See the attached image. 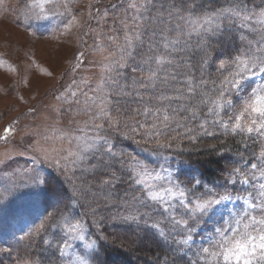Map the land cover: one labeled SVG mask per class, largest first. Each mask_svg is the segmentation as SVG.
Listing matches in <instances>:
<instances>
[{
    "label": "rangeland",
    "instance_id": "obj_1",
    "mask_svg": "<svg viewBox=\"0 0 264 264\" xmlns=\"http://www.w3.org/2000/svg\"><path fill=\"white\" fill-rule=\"evenodd\" d=\"M128 2L129 0H71L69 7L80 20L81 26L65 30L63 27L65 17L49 15L47 19H38L35 15L26 14L28 13L26 5L30 0H0V61L4 62V67L0 68V249H7L0 251V260H6L4 264H18L17 257L12 255L15 245L30 239L32 233L40 228L43 217L41 193L43 183L49 174H60L69 184L70 195L68 198H63L64 201L69 202V198L73 196V188L79 187L78 203L85 201L87 195L90 201L97 203L95 210L103 209L93 212L91 208H85L84 215L88 218L104 211H109L110 214L111 210L118 208L117 213L122 220L131 213L123 211L124 204L137 208L135 218L149 223L159 220L167 222L173 220V217L187 218L185 209L181 206L178 209L179 214L175 215L177 201L179 202L178 192L176 196L165 193L163 200H152L142 195L144 186L134 182L137 187L136 193L127 188V194L122 196L120 203L103 204L109 198L115 200L112 195H115L121 183L114 188L100 190L95 187L97 180L89 167L95 163L92 153L88 152L83 161L70 155L77 151L78 144L84 146L85 137L91 142L96 135H106V132L108 135L111 134L112 129L108 127L103 117L96 121L104 125L103 129H96L91 116L84 115V94L92 96L95 90L98 95L107 96L114 87L113 77L119 80L118 66L112 56L114 53L116 56L119 54L118 45L115 44L119 41L124 43V30L120 19L125 16ZM96 3L98 7L92 16L91 11L97 6ZM47 7L49 6L46 5ZM58 11L62 12L64 9L60 8ZM89 13L92 20L89 18ZM255 37L253 47L255 41L260 39V34ZM223 40V48H232L228 38ZM9 65L16 68V71H9ZM122 79L120 77V80ZM261 84H264V79L260 76H249L243 82L241 89L233 90L234 95L230 94V99L239 105L252 89ZM101 88L102 93L99 91ZM73 92L76 93L75 96L72 95ZM112 108L114 110V105ZM5 129L11 131L6 132ZM243 133L247 134L249 139L259 136L256 132ZM133 135L137 136V134ZM262 143L261 146L264 147V138ZM116 151L124 153L123 149ZM124 155L134 157L128 153ZM134 158L140 166L147 169L146 177L149 184L172 188L174 192L177 191L174 186L178 185L186 192L185 188L178 181L176 182L173 168L170 169L169 166L152 168L138 158ZM74 159L75 165L72 163ZM163 162H167L165 157ZM250 170L255 173L254 179L258 178L264 183V178L259 176V168L251 167ZM129 171L128 168L121 170L122 182L129 180ZM157 175L159 179H156ZM244 180H241L242 185L247 186ZM88 181L91 182V185L88 183L92 186L91 189L82 191L85 189L83 187L88 185L86 184ZM131 195H136L140 199L133 200ZM230 196L231 199L216 207L210 219L206 216L212 226L216 227L221 221L224 223L230 221L242 215L245 210L249 215L259 217L260 211L252 207L253 203L248 194ZM155 203H159L160 210L164 214L159 215L161 218L156 220L152 217H157L158 215L154 213L158 211L153 212L149 209V206L153 209ZM69 206L71 207L70 204ZM143 207H146V210ZM88 208L90 212L87 211ZM255 210L257 214L253 212ZM75 213L70 212L74 215ZM109 218L111 214L110 217L107 215L100 219L105 222L110 221ZM76 220H80L83 224L78 234H66L64 227L61 231L62 243L66 241L68 244L66 255L62 256L64 264H79L77 257H83L88 264H91L90 258L95 243L88 234L85 217ZM63 221H67V218H63ZM112 223L114 222L107 224ZM139 225L141 229L144 227L143 224ZM168 229L172 234L179 231L171 221L159 231L165 232ZM119 234L124 238L133 239L131 234ZM79 236H83V239ZM20 237L25 239L21 240ZM213 237V234L207 231L198 242H210ZM192 242L191 238L189 244ZM140 243H145L146 248L151 245L144 239L143 242L139 241V245ZM89 244L92 246L88 247ZM130 254L137 256L135 264H143L146 259L145 252ZM11 256L12 259L8 258Z\"/></svg>",
    "mask_w": 264,
    "mask_h": 264
},
{
    "label": "snow or ice",
    "instance_id": "obj_2",
    "mask_svg": "<svg viewBox=\"0 0 264 264\" xmlns=\"http://www.w3.org/2000/svg\"><path fill=\"white\" fill-rule=\"evenodd\" d=\"M70 2L71 0H30L26 5L28 9L26 14L35 15L38 19H47L49 15L65 17L63 27L65 30H71L73 27H80L81 22L72 13ZM150 4H153V0H129L125 16L120 19L124 30V43L122 47H118L119 55L116 56L114 53L112 56L115 64L121 68L125 66L126 58L134 61L133 71L138 70V74L134 75L131 81L125 78L123 84L113 77L114 87L107 96L98 95L95 90L92 96L84 94L83 112L84 115L91 116L93 126L96 129H103V124L96 123L103 117L110 129L119 130L123 125L131 133L139 134L145 143L154 141L157 148H171L172 142L181 135L176 129L183 128L184 135L190 141L197 139L193 134L196 129L188 127V123L196 120L206 109L210 116L215 117L212 126H220L231 132H256L264 138V84L252 89L239 105L228 97L230 91L241 89L249 76L258 75L264 79V7L254 10L249 9L246 3H234L226 8L198 12L200 5L197 4V0H179L178 3L177 0H172L170 7L166 8L161 4L159 8L154 9L153 15ZM46 5L49 7L46 8ZM60 8L64 11H58ZM174 19L177 21L175 25L172 23ZM236 20L260 25V39L255 41L254 47L253 41L249 40L244 51L238 49L235 56L229 55L225 59H220L218 70L222 79L210 80L204 75V66L209 62L207 52L197 64H193L186 47L181 45V39L185 35L191 36L192 33L202 37L222 33ZM149 25L152 27H148ZM241 39L243 40V37ZM137 55L140 57L139 60H136ZM3 67L4 62L0 61V68ZM8 70L15 72L16 68L9 65ZM225 71L227 75H223ZM197 72L200 73L199 76L196 75ZM119 75L118 72L117 76ZM209 84L212 85L210 89ZM99 91L102 93V88ZM72 95L75 96L76 93L73 92ZM133 105L135 107H132ZM229 109L232 110V115L225 121L221 118V112L227 115ZM129 113H132L131 122L124 120V116ZM140 116L145 118L143 122L137 118ZM207 122L208 118L205 117L204 121L198 124V128L204 134L212 135L206 127ZM173 132H176L175 136L172 135ZM123 134L128 138L126 132ZM160 136L165 137L164 143L160 141ZM88 152L92 153L95 160L89 167L97 180L95 187L100 190L111 189L121 183L120 172L128 168L129 180L137 185H143L142 195L152 200H163L165 193L176 196L178 192L180 206L185 209L187 216L180 219L173 217V225L186 233L177 242L181 245L189 243L190 234L195 231V226L203 217L208 216L210 219L217 206L231 199L229 194H220L209 189L192 201L188 200L187 193L178 185L174 186L177 189L174 192L172 188L149 184L146 177L147 169L140 166L134 157H126L123 153L114 151V145L107 135H96L91 142L85 137L84 146L78 144L77 151L70 155L83 161ZM260 156L264 158V149ZM72 163L75 165L76 160L74 159ZM252 168L256 169L257 165L253 164ZM241 172L240 168H233L230 176ZM243 175L244 182L247 183V173ZM259 176L264 178V169L259 170ZM159 178L157 175L156 179ZM258 196L261 202L253 204L252 207L259 209V217L249 215L245 210L242 215L226 221L215 230V237L210 240L209 246L200 249L203 256L216 261V264L221 262L264 264V183L259 184ZM132 199L138 200L140 197L133 195ZM92 211L95 212V209ZM44 227L41 224L36 230L37 234ZM63 227L66 234H78L83 224L76 220L65 222ZM79 238L83 239V236ZM20 239L23 240L25 237ZM43 243L51 246L52 242L45 239ZM56 248L59 254L64 256L68 244L66 241L57 243ZM77 260L79 264H88L83 257H77ZM18 264L35 262L23 260L18 261Z\"/></svg>",
    "mask_w": 264,
    "mask_h": 264
},
{
    "label": "trees",
    "instance_id": "obj_3",
    "mask_svg": "<svg viewBox=\"0 0 264 264\" xmlns=\"http://www.w3.org/2000/svg\"><path fill=\"white\" fill-rule=\"evenodd\" d=\"M178 2L179 0H177ZM171 3L172 0H155L149 7L153 10L154 15L155 8H159L161 4H164L168 8L171 6ZM234 3H246L249 9L254 10L264 7V0H199L197 4L200 5V8L197 11L203 10L207 12L213 8H226ZM97 7L98 5L92 9V16ZM172 23L175 25L177 21L174 19ZM180 23L183 24L184 22ZM148 27H152V25ZM259 29L260 25L258 24H244L240 20H236L235 23L227 26L224 32L217 33L216 35L207 34L203 37L196 33H192L191 36L185 35L181 39V45L186 47L187 54L193 64H197L201 60V57L205 55V52H207L209 62L204 66V75L210 80H219L222 79L221 72L218 70L219 60L225 59L229 55L235 56L238 49L244 51L245 43H247L248 39L251 41L255 40V35L259 34ZM241 37H243V40ZM223 38L229 39V42L232 44L231 49L223 48ZM115 45L122 47L123 43L119 41ZM138 51L142 50L138 49ZM139 58L137 55L136 60H139ZM134 68V61L127 58L124 67H117L121 84L125 82V78L131 81V78L138 74V70L137 72L133 71ZM196 75L199 76L200 73L197 72ZM223 75H227V72L225 71ZM120 77L123 79L120 80ZM211 87L212 85L209 84V89ZM230 94L234 95V91L229 92V98H231ZM132 107H135V105ZM131 115L132 113H129V115L124 116V120L131 122ZM229 115H232L231 109L228 110L227 115L221 112L222 119H228ZM205 117L208 118L206 127L212 135L204 134L198 128V124L204 121ZM137 118L141 122L145 119L142 116ZM214 118L204 109L196 120L188 123V127L196 129L193 134L197 136V139L190 141L184 135L185 130L183 128L176 129V132L181 133V135L177 136L176 140L172 142L171 148H157L154 141L145 143L139 134L134 136L123 125H121L119 130L112 129L109 135L106 132V135L110 137L111 143L114 145V151L123 149L124 153L133 155L139 161L152 168L159 166L173 168L176 182L178 181L185 188L188 200L194 201L197 196L211 189L220 194H248L253 204L260 203L258 190L261 181L258 178L254 179V172L250 168L253 164L257 165V168L260 170L264 167V158L260 156V150L264 149L261 146L263 138L255 136L253 139H249L247 134L243 132H229L220 126H212ZM149 119L152 118L149 117ZM125 132L128 134V138H125L123 134ZM176 132H173L172 135L175 136ZM159 139L162 143L165 142L164 136H160ZM249 141L252 145L249 144ZM177 144H179V147H177ZM164 157L167 162H163ZM233 168H240L242 172L230 176ZM244 173H247V186H243L241 181L245 179ZM88 183L91 185L90 181L86 182V184ZM78 188H73V196L69 198V202L64 201L63 198H68L70 195L71 188L69 184L60 174H49L47 176L41 193L43 217L40 226L43 224L45 227L38 234L34 231L33 235L29 236L30 239H25V241H20L15 245L12 255L14 254L17 257V261L31 260L35 264H64V259L56 248L57 243H62L60 235L63 225L65 222H73L83 216L86 219L88 234L95 243V249L90 258L91 264H135L137 256L130 253L143 254V252L147 255H144L146 259L143 261V264H216V261L200 253V249L208 247L209 242L201 243L198 240L207 231H210L215 237V230L217 227L223 225L224 221H221L215 227L210 224L206 216L203 217L200 223L195 226L196 231L190 234L193 242L181 245L177 242L186 234L181 229L173 234L170 233V229L173 227L165 230V232L159 231L162 226L166 227L170 221L173 222L172 219L167 222L159 220L160 223H149L143 219L135 218L137 208L129 207L126 204L123 206V211L131 213L127 214V217H124L122 220L117 213L118 208L110 211L111 218H109L110 221H105L106 224L100 218L107 215L110 217L109 211L95 213L90 218L86 217L84 209L87 207L94 209L97 207V203L95 204V202L90 201L87 195H85V201L78 203V196L80 195ZM83 188L86 190L91 189L89 184ZM127 188H130L133 193L137 191V187L131 180H123L119 184L117 191H115V195H112L115 197V200L109 198L103 204L107 205L111 202L120 203L122 196L127 194ZM91 204L92 206H90ZM89 208L87 209L88 212H90ZM160 208L159 203H155L153 209L149 206V209L153 210V212L158 211L154 213L158 216L152 217L154 220L160 219L159 215H164ZM143 209L146 210V207H143ZM178 209H180V203L177 201L175 215L179 214ZM96 210L103 211L101 208L100 210L99 208ZM70 212L76 213L74 215L70 214ZM253 212L257 214L256 210ZM63 218H67V221H63ZM111 222L114 223L107 224ZM139 224H143L144 227L141 229ZM113 230H115V233H113ZM119 233H123L124 235L131 234L133 239L124 238ZM45 239L52 242L51 246L43 243ZM143 239L151 244L150 247L146 248L144 246L145 243H140L139 245V241L143 242ZM8 258L12 259V256ZM5 261L1 259L0 264H4Z\"/></svg>",
    "mask_w": 264,
    "mask_h": 264
}]
</instances>
